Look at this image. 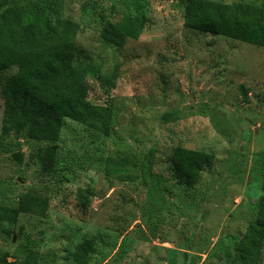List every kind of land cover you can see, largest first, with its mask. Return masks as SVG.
I'll return each mask as SVG.
<instances>
[{
	"label": "rangeland",
	"instance_id": "1",
	"mask_svg": "<svg viewBox=\"0 0 264 264\" xmlns=\"http://www.w3.org/2000/svg\"><path fill=\"white\" fill-rule=\"evenodd\" d=\"M179 1L62 0L80 24L90 99L113 106L111 135L72 119L56 141L18 135L0 87V206L17 209L26 192L50 201L45 216L0 223V264H76L71 252L85 237L96 239L90 264H237L264 183V47L187 27ZM126 11L148 16L140 37L122 47L102 39V22ZM177 146L216 155L194 186L173 174ZM51 147L54 158L41 162L38 151ZM120 152L152 154V171L107 176Z\"/></svg>",
	"mask_w": 264,
	"mask_h": 264
},
{
	"label": "trees",
	"instance_id": "2",
	"mask_svg": "<svg viewBox=\"0 0 264 264\" xmlns=\"http://www.w3.org/2000/svg\"><path fill=\"white\" fill-rule=\"evenodd\" d=\"M179 2L184 8L187 27L264 47V3ZM63 11L62 0H0V73L15 68L14 73L0 81L5 119L18 135L40 142L58 140L66 119L105 135H111L114 130L104 120L113 106L90 99L88 72L77 64L82 52L78 44L80 24ZM148 22L144 13L126 11L117 21L102 22L99 34L122 47L128 38L138 39ZM1 148L0 142V151ZM54 155L52 147L38 151L43 163ZM171 156L175 178L187 186L199 183L203 171L216 159L213 152L183 146L175 147ZM153 158L148 154L141 160L134 153L120 152L108 158L106 175L135 179L137 175L132 170L150 173ZM49 204L47 196L23 193L17 209L0 206V223L15 222L18 212L45 216ZM263 245L264 183L256 220L239 239L233 261L260 264ZM95 249V237L83 238L71 252L73 261L90 264Z\"/></svg>",
	"mask_w": 264,
	"mask_h": 264
}]
</instances>
